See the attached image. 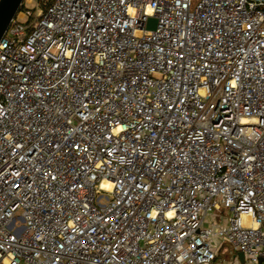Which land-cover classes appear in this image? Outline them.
<instances>
[{
	"label": "built area",
	"instance_id": "built-area-1",
	"mask_svg": "<svg viewBox=\"0 0 264 264\" xmlns=\"http://www.w3.org/2000/svg\"><path fill=\"white\" fill-rule=\"evenodd\" d=\"M26 1L0 41V264L264 262V0Z\"/></svg>",
	"mask_w": 264,
	"mask_h": 264
},
{
	"label": "water",
	"instance_id": "water-1",
	"mask_svg": "<svg viewBox=\"0 0 264 264\" xmlns=\"http://www.w3.org/2000/svg\"><path fill=\"white\" fill-rule=\"evenodd\" d=\"M23 2L24 0H0V41L9 27L12 18L19 11ZM146 26L147 28H156L157 18L155 16H149ZM238 256L241 262L245 264L244 252L238 251ZM259 264H264L263 258L259 259Z\"/></svg>",
	"mask_w": 264,
	"mask_h": 264
},
{
	"label": "rangeland",
	"instance_id": "rangeland-1",
	"mask_svg": "<svg viewBox=\"0 0 264 264\" xmlns=\"http://www.w3.org/2000/svg\"><path fill=\"white\" fill-rule=\"evenodd\" d=\"M29 6H35V4L37 3L36 0H27L26 1ZM234 248H233V245L226 241L223 243V246H222V249H221V255L223 257H226V258H231V255L234 253Z\"/></svg>",
	"mask_w": 264,
	"mask_h": 264
},
{
	"label": "bare ground",
	"instance_id": "bare-ground-1",
	"mask_svg": "<svg viewBox=\"0 0 264 264\" xmlns=\"http://www.w3.org/2000/svg\"><path fill=\"white\" fill-rule=\"evenodd\" d=\"M107 186H110L109 184Z\"/></svg>",
	"mask_w": 264,
	"mask_h": 264
}]
</instances>
